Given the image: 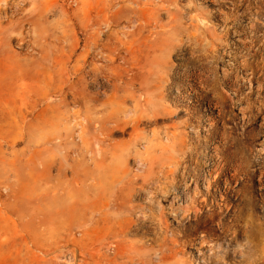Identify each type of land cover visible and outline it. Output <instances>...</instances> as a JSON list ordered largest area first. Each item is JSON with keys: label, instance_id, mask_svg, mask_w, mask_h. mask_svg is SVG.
I'll list each match as a JSON object with an SVG mask.
<instances>
[{"label": "rangeland", "instance_id": "obj_1", "mask_svg": "<svg viewBox=\"0 0 264 264\" xmlns=\"http://www.w3.org/2000/svg\"><path fill=\"white\" fill-rule=\"evenodd\" d=\"M49 2L50 11L47 21L54 23L63 21V29H61L64 32L62 34L63 47L60 48L62 45L58 47L50 40L43 51V55H46L47 59L40 60L42 75L38 77L37 81L26 76H23L22 80H15L13 86L10 87L8 96L7 107L11 113L0 115V264H103L102 255L113 257V245L101 246V238L104 237V227H106L102 223H88V234L82 244L80 243V248L75 252L74 258L72 257L74 248L70 243L65 245L62 240L58 243L59 248H51L50 253L45 254L38 252L40 250L31 243L32 239L28 235V231L39 234L44 230V226L40 224L42 216L37 210V197L41 182L39 179L45 177L55 181L61 164L65 167L66 180H69L72 165L78 168L79 173L78 180L76 183L74 182L75 186L79 185L80 180H84V185H88L92 182L91 176L88 174L89 171L85 174L84 169H81L89 167L93 170L95 163L102 160L107 166L105 171L102 172L101 169L99 171L103 174L102 185L99 189L96 188L95 196L88 195V200H90V204L95 203L91 206L92 208L103 207L102 210L108 211L111 221H119V218L121 222L124 220L123 223L119 221L125 231L123 243L128 246L127 248L131 247V251L129 255L125 254L116 259L115 264H129L128 256L130 255L133 256L137 264H215V262H217L216 264H264V0H220L219 3H212L213 5L199 0H179L174 5H170L171 9L180 12L183 22L187 23L188 17L194 18L201 28L200 36L196 40L184 38V49L176 50L169 58L172 68L176 69V71H171L168 76L169 86L165 92V104L171 114L164 116L153 126L145 125L142 128L149 132L152 129L159 130L173 123H187L186 127L179 129L192 136L191 128L187 126L192 123L199 129V136L191 139L195 143L196 149L198 148L192 152L196 167L193 164V167L189 166L184 172L182 167L179 168L173 179L159 177L163 187L157 189L156 194H154L150 179L146 175L143 176L144 173H141L137 168L135 151L131 145L133 136L130 130L121 131L120 127H114L107 140L102 143L105 153L96 152L94 146L93 157H90V154L88 155L84 149L77 157L71 149L57 147L55 144H51L47 151L35 156L36 152L42 150V147H34L36 144L34 141H40L43 136L51 133L52 127L54 128L55 119L50 111V104H58L61 109H63L62 103L72 107V99L66 95L64 101L60 103V96L49 94L47 102L40 103L35 108L32 103L38 98V93L42 94L51 85L73 80L71 67L76 55L83 48L85 38L83 17L80 11L76 10L75 0H49ZM29 7L26 4L23 8ZM159 21L166 23L168 18L162 14ZM251 25L252 27H250ZM105 30L104 24H101L100 31ZM73 38L78 39L79 45L74 56L69 59V48ZM238 38H241L245 45L238 41ZM12 41L5 49L11 56L9 62L13 63L31 52L38 53V50L33 51L27 46L18 47L19 42L16 39ZM194 43H200V45L197 46ZM212 43H216L214 53L210 54L208 58L207 55L202 54V48L208 49ZM120 53L122 54V52ZM115 55L116 57L112 60H101L96 57L89 59L93 65L101 68L103 73L101 74L102 78L100 77L96 81L87 80L89 83L87 92L93 98L92 105H95L97 101L104 104V114L106 111H110V108L111 110L118 108L120 96L118 74L125 64L117 57V53ZM201 63L215 68L212 78L217 83L215 85L218 94L208 90L210 87L205 89L208 92L207 99H220H218L219 108H212V114L207 111L209 108L206 105V98V100H200L203 105L201 104L202 106L197 108L198 111L193 114L184 111L187 108L185 102H176V98H174L177 95L174 83L184 85L186 80L181 72L187 71L189 78H193L198 69L196 66ZM228 63L231 70L227 79V77H223L222 68ZM175 79L178 83L175 82ZM192 82L194 83V81ZM137 88V85L130 86L131 90L138 93ZM98 91L100 93L97 95ZM127 104L130 106V101ZM218 110L221 113L218 114ZM191 115L194 117L193 121L189 120ZM114 116L116 117L117 113ZM211 119H214L215 122ZM21 122H31L45 127L35 130L29 137L25 132L20 131L19 124ZM222 123L224 124L222 125ZM205 128H208V131ZM93 136L92 134L91 137ZM215 147L218 149L219 159L214 153ZM113 152L119 156L118 159H111ZM9 156L10 158H8ZM19 158L21 162H18ZM94 159L95 161H92ZM7 160L11 163L10 166L15 169L10 166V169L8 168ZM4 161H6V167L3 166ZM215 163H219L221 171L217 177V183L206 191L205 179L208 170ZM233 163H240L242 166V169L235 174H233ZM1 166L5 170L1 169ZM224 166L225 168H223ZM18 169L19 173L16 177L15 173ZM42 173L44 175H41ZM94 173L97 174L98 171H94ZM225 180L229 181L231 187L228 186L230 189L227 193L223 184ZM194 190L199 191L198 204L196 203L200 209L199 212L196 214L190 212L185 215L178 212L176 207L180 203H184L187 193ZM220 194L223 195V199L220 198ZM176 196H179L180 199L177 200ZM214 200L219 201L220 205L216 206ZM105 201L106 203H103ZM125 216L127 220H125ZM57 227L58 232L54 237L62 238L64 236L62 231L65 227L61 223H58ZM203 238L209 245L202 248L203 254L199 255L197 247ZM82 245H84V249H82ZM169 247H172L173 251L168 252L167 248ZM214 251L217 254L212 258L211 254ZM208 255L210 256L208 257Z\"/></svg>", "mask_w": 264, "mask_h": 264}, {"label": "bare ground", "instance_id": "obj_2", "mask_svg": "<svg viewBox=\"0 0 264 264\" xmlns=\"http://www.w3.org/2000/svg\"><path fill=\"white\" fill-rule=\"evenodd\" d=\"M178 1L179 0H75V3L77 5L76 10L80 11L83 17L85 38L82 50L79 54L76 55L75 59L73 60V66L71 67L73 80H67L64 83L60 82L56 85H51L49 89H46V91L42 94L38 93V98L32 103V106L35 108L40 103L42 104L47 102L49 94L60 96L59 102L62 103L64 101V96L69 95L72 99V107H68V104L62 103L63 109H61L58 104H50V111L55 119L53 125L54 128H51L52 130L50 134L43 136L41 140L39 139L40 141H34L36 143L34 147H42V150L36 152L35 156H39L41 152L47 151L51 147V144H55L57 147H67V150L71 149L72 151H74L77 157L81 155V151L83 149L88 152V155L90 154V157H93L92 151L94 146L96 147V152L99 151L101 153H105V150H103L102 148V143L107 140V137L109 136L111 130L114 127H120L121 131H131V135L133 136L131 145L135 151L137 168L141 173H144L143 176L146 175L152 182L154 194H156L157 189H161L163 187L159 177H163L165 179H173L175 173L178 171L179 168L182 167L184 172V170L188 169L189 166L193 167L195 165V159H193L192 152L196 149V145H194L195 143H193L191 139L193 137L198 138L199 129L192 123L187 125L189 126V128H191V132L193 134L192 136H190L188 132H184L179 129L180 127H186L187 123H173L159 130L152 129L149 132L146 130L144 131V129L142 128L145 125L153 126L157 124V122L160 121L164 116L171 114V111L166 107L165 104V92L167 90V87L169 86L168 76L171 71H176V69L172 68L169 58L176 50L184 49V38H186L187 40H196L198 36H200L201 28L198 23L194 21L193 17H188L189 21L185 23L182 21V16L180 12L176 9L170 8V5H174ZM199 1L206 4L220 2V0ZM48 2L49 0H0V115H9L11 113L7 107L9 103L8 96L10 95V87L13 86L15 80H22V77L26 76L27 78L34 79L35 81H37L38 77L42 75L40 70V60L47 59L46 55H43V51L45 50V47H47L50 43V40H52V42H54L58 47L62 45V42H64L62 39V34L64 32L63 30H61L63 29V21H57L56 23L47 21L48 14L50 11V4L48 5ZM26 4L30 7L24 9L23 7ZM162 14H165L168 18V21L166 23H161L159 21V17ZM101 24H104L106 28L105 31H100ZM252 25L250 27H252ZM237 29H239V27ZM15 39L19 42L18 47L27 46L28 48L30 47L33 51L38 50V53H35L37 55L31 52L24 58L21 57L20 59L15 60V62L13 63L9 62L11 56L9 55V53H7L5 49L8 47V44ZM238 41H241L242 44L245 45V42H243L241 38H238ZM215 44L216 43H212L210 45L211 47L208 49L201 47L203 49L202 54L207 55L206 57H208L210 54L214 53ZM78 45V39L73 38L69 48V59L74 56ZM194 45L198 46L200 45V43H194ZM62 47L63 45L60 48ZM120 52H122V54ZM115 53L118 54L117 57L121 59L125 64V66L121 67L120 72L118 74V89L120 92L118 108H113V110H111L110 108V111L108 112L105 110L106 113L104 114V104L102 102L97 101L95 105H92L93 98L87 92V86L89 84L87 80L96 81L100 79L101 74L103 73L101 68H98L93 65L89 61V59H94L96 57L101 60H112L114 57H116ZM196 61L198 60L196 59ZM196 67L198 69L193 78H189V73L187 71L181 72L184 78L186 79L184 85H179L181 83H174V85H176L177 92V95L174 97L176 98L175 101H179L181 103L185 102V107L187 108L184 109V111H188V113L192 114L198 111L197 108L203 105L200 100L207 99L206 95L208 92L205 91L207 87H210V89L208 90H211V92L218 94L216 93L218 90L216 88L217 86L215 85L216 82L212 78V74L215 73V68L209 67V65L205 66L202 63L200 65H197ZM230 70L231 67L229 63L223 66V77H227L228 79ZM177 74L180 73L177 72ZM191 81H194V83H191ZM175 82H177V80ZM134 85L138 86V93L130 89V86ZM172 92L174 93L173 89ZM99 93L100 91L97 92V95ZM218 99L212 98L206 100V105L209 108L207 110L208 113L212 112V108H217L219 106ZM128 101H130V106H128L127 104ZM241 107H243V105H241ZM241 109L243 110V108ZM116 113L117 116L115 117L114 115ZM219 113L221 112H219L218 110V114ZM189 120L193 121L194 117L191 115L189 117ZM211 120L215 122L214 119ZM223 124L224 123H222V125ZM44 127L45 126H40L39 124H33L31 122H21L19 124L20 131L25 132L29 137L32 136V133L35 130H41ZM205 130L208 131V128H205ZM92 134L94 135L93 137H91ZM29 143H31V141ZM11 144L14 143L11 142ZM214 149V153L219 159L220 156L218 155L217 147H215ZM8 158H10V156ZM118 158L119 156L116 154V152H113L111 155V159L115 160ZM20 160L21 159L19 158L18 162H21ZM92 161H95V159ZM7 162L9 168L11 163L8 160ZM233 164V174L237 173L239 170L242 169L240 163H236L234 165ZM3 166L6 167V161H4ZM3 166H1V169L5 170ZM19 166H21V164H19ZM10 167L14 168L13 166ZM106 167L107 166L105 165L104 160H102L98 163H95L93 170L89 167L82 168L81 170L84 169L83 172L85 174L89 171L88 174L91 176L92 182H90L88 185H84V180H80L79 185L75 186L74 182L76 183V181L78 180L79 173L78 168L72 165L70 167L71 178L69 180H66L65 167L61 164L59 165L58 177H56L55 181L50 180L51 178L46 179L45 177H43V179H39L41 182L39 184L40 190L37 197V210L42 216L40 224L44 226V230L40 231L39 234H37L36 232L31 233V231H28V235L32 239L31 243L37 249L40 250L38 252L48 254L50 253L51 248L54 249L55 247H58V243L63 240L65 245L66 243H70L74 248L72 250V257L74 258L75 252L80 248V243L82 244V241H84L88 234V223H102L106 227H104V237L101 238V246H105L106 244H111L114 246L112 258H109L107 255H102L103 264H115L114 262L116 259L124 256L125 254L129 255L131 247L127 248L128 246L123 243V234L125 233V231L121 223H123L124 220L121 222L119 218V221L121 223L119 221H111V215L108 213V211L102 210L103 207L92 208L91 206L95 203L92 202L90 204V200H88V195L95 196V194L97 193L96 188L99 189V187H101V178L103 177V174L99 173V171L100 169L102 172L105 171ZM223 168H225V166ZM94 171H98V173L95 174ZM220 171L221 166L219 165V163H215L208 170L207 177L205 179L206 191H208L212 185L217 183L216 180L220 174ZM18 173L19 169L15 173L16 177H18ZM41 175L44 174L42 173ZM111 178L113 179V177ZM33 179L35 178L33 177ZM223 184L224 188L226 189L225 192L227 193L228 189L231 188L229 186L230 183L228 180H225ZM198 193V190H194L193 192L187 193V197L185 198L184 203H178L179 206L177 207L174 205L177 208L176 210L178 212H182L184 215L190 212L194 214L199 212L200 209L196 206V203L198 204ZM176 198L177 200L180 199L179 196H176ZM220 198H224L222 194H220ZM13 202L15 203V201ZM218 202L219 201L214 200V204H216V206L220 205ZM103 203H106V201ZM114 205H116L115 202ZM172 205L171 207L173 208ZM125 218V220H127L126 216ZM58 223H61L65 227L62 231L64 235L62 238L54 237L58 232ZM229 235L231 236V234ZM207 245L209 244L204 238L199 242V246L197 247L199 255L203 254L201 249L204 247L206 248ZM82 246V249H84V245ZM167 249L168 252L173 251L172 247H169ZM216 254V251L212 252L211 257L213 258ZM209 256L210 255H208V257ZM128 259L129 264H137L135 263L132 255L128 256ZM216 263L217 262H215V264Z\"/></svg>", "mask_w": 264, "mask_h": 264}]
</instances>
